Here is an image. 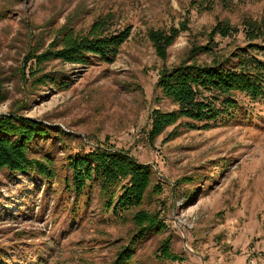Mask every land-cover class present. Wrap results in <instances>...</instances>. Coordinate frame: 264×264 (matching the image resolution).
<instances>
[{"label": "rangeland", "instance_id": "rangeland-1", "mask_svg": "<svg viewBox=\"0 0 264 264\" xmlns=\"http://www.w3.org/2000/svg\"><path fill=\"white\" fill-rule=\"evenodd\" d=\"M251 18L264 19V0H0V116L17 112L64 132L33 146L54 163V180L0 172V264L1 257L7 264H113L133 245L131 226L104 221L97 199L91 211L73 212L65 165L99 145L151 166L153 186L164 190L146 208L160 212L166 228L134 244L136 264H252L254 251L264 264V102L217 128L195 129L167 117L178 106L159 85L167 70L211 63L200 51L219 23L239 29L215 37L220 49L247 48ZM104 22L106 34L130 31L113 62L58 57ZM172 29L181 32L169 38ZM251 53L264 61L262 51ZM45 77L56 82L42 83ZM165 240L182 262L159 258Z\"/></svg>", "mask_w": 264, "mask_h": 264}, {"label": "trees", "instance_id": "trees-1", "mask_svg": "<svg viewBox=\"0 0 264 264\" xmlns=\"http://www.w3.org/2000/svg\"><path fill=\"white\" fill-rule=\"evenodd\" d=\"M244 24L249 42L247 48H236L231 53L220 49L219 44L214 42L215 37L230 38L238 34L239 29L229 22L219 23L209 35L210 45L200 51L209 54L210 64H183L163 73L159 85L178 106V111L167 117L172 116L175 120L185 118L188 120L187 126L210 130L240 118L241 113L238 112L244 110L243 107L264 102V61L251 53L255 50L264 53V46L256 44L260 41L264 45V19L257 21L251 18ZM106 28L105 22L96 24L90 39L74 41V47L63 49L61 57H58L85 65L92 58L113 62L130 31L106 34ZM180 32L172 29L169 38H175ZM153 37L158 44L165 42V39ZM32 79L34 84L40 82L36 77ZM44 79L42 83L52 81L50 77ZM0 96L1 104L5 99L1 93ZM11 113L10 116H0V172L7 171L12 176L35 175L44 181L54 180L57 177L54 163L50 159L36 156L37 151L33 146L37 138H49L51 132L55 131L64 132L42 127L35 121L24 119L17 112ZM158 122L163 123L164 118ZM157 132L158 123L149 133L150 141L155 140ZM65 167L68 172L65 178L67 190L74 196L73 212L91 211L97 199L96 212H101L104 221L129 224L134 233V243L120 250L113 264H136L134 244H140L148 234L166 228L161 213L146 208V201L151 199L153 193L161 195L164 191L160 184L153 186L152 167L137 163L123 150L103 145L70 157ZM163 243L159 258L161 256L171 262L184 260L172 252L170 240ZM1 262L7 264L4 257H1Z\"/></svg>", "mask_w": 264, "mask_h": 264}, {"label": "built area", "instance_id": "built-area-1", "mask_svg": "<svg viewBox=\"0 0 264 264\" xmlns=\"http://www.w3.org/2000/svg\"><path fill=\"white\" fill-rule=\"evenodd\" d=\"M252 261L251 263L252 264H260V260L263 258V253L262 252H252Z\"/></svg>", "mask_w": 264, "mask_h": 264}]
</instances>
